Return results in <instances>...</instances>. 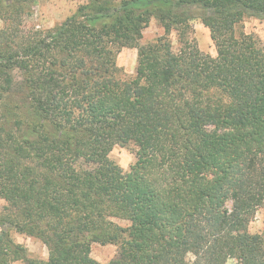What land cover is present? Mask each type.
Wrapping results in <instances>:
<instances>
[{
	"label": "trees",
	"instance_id": "16d2710c",
	"mask_svg": "<svg viewBox=\"0 0 264 264\" xmlns=\"http://www.w3.org/2000/svg\"><path fill=\"white\" fill-rule=\"evenodd\" d=\"M36 2L0 0V264H102L95 244L119 247L107 264H264V232L232 237L264 207V47L238 32L264 0H90L27 32ZM152 19L164 35L143 44ZM123 49L138 52L130 79ZM117 145L136 149L129 172Z\"/></svg>",
	"mask_w": 264,
	"mask_h": 264
},
{
	"label": "rangeland",
	"instance_id": "374dc122",
	"mask_svg": "<svg viewBox=\"0 0 264 264\" xmlns=\"http://www.w3.org/2000/svg\"><path fill=\"white\" fill-rule=\"evenodd\" d=\"M90 0H37L31 6L29 14L24 18V28L27 32L47 31L54 29L62 24L68 18L72 17L80 6L86 5ZM194 28V38L197 40L199 48L208 54L216 55L214 45L211 40L210 31L201 23L200 19L192 21ZM4 23L0 20V29H3ZM244 32L253 36L259 44L264 47V20L247 17L241 24L238 32ZM164 35V29L156 19H152L148 28L143 33V44L154 42L157 38ZM170 39L173 43V49L179 48L176 33H172ZM137 50L123 49L118 55L117 64L124 70V78L130 79L135 76L137 67ZM110 158L118 164L125 172H129L137 162L136 149L133 146L122 147L117 145L113 148ZM6 203L0 199V215L4 213ZM228 207H231L229 204ZM121 225L126 226L127 222L120 221ZM15 243L24 245L28 249V257L32 259L48 260V249L37 239L29 238L26 235L17 233L6 228ZM2 228L0 227V233ZM264 232V207L260 208L252 218H244L239 222L232 232L235 240L244 233L261 234ZM118 246L95 244L92 248V257L102 264H107L113 260L118 253ZM187 259H194L193 254H189ZM161 263L178 264L177 260L167 254L162 255ZM230 263H233L231 261ZM13 264H25L22 261Z\"/></svg>",
	"mask_w": 264,
	"mask_h": 264
}]
</instances>
